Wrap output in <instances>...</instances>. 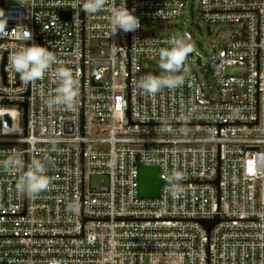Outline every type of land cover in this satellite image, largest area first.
<instances>
[{
    "label": "built area",
    "instance_id": "built-area-1",
    "mask_svg": "<svg viewBox=\"0 0 264 264\" xmlns=\"http://www.w3.org/2000/svg\"><path fill=\"white\" fill-rule=\"evenodd\" d=\"M75 4L0 0V160L47 157L52 178L33 198L16 190L21 172L0 168V264H264V0H109L95 15ZM112 6L134 9L141 27L113 34ZM187 11L201 32L231 31L197 56L213 86L186 60L182 86L141 94L136 80L162 73L147 61L174 36L144 24ZM28 29L78 77L74 107L47 106L51 71L26 85L11 70ZM139 164L160 168L159 197H139Z\"/></svg>",
    "mask_w": 264,
    "mask_h": 264
},
{
    "label": "clouds",
    "instance_id": "clouds-1",
    "mask_svg": "<svg viewBox=\"0 0 264 264\" xmlns=\"http://www.w3.org/2000/svg\"><path fill=\"white\" fill-rule=\"evenodd\" d=\"M108 4L109 0H76L74 6L79 5L85 13L95 15L102 12ZM134 11V9L129 10L127 6L122 8L112 6L110 22L113 34L120 30L134 32L141 27ZM2 16L3 10H0V17ZM6 27V22L0 24V32L5 31ZM22 39L25 43L9 53L11 70L18 74L20 81L26 85L43 80L51 71L55 78L53 82L57 84V87L53 90L54 94L50 93L51 98L47 100V106L49 108L74 107L79 95L78 77L49 47L34 42L31 29L23 33ZM29 41L32 42L26 43ZM168 45L158 50L159 67L162 73L160 75L148 73L136 80V88L141 94L154 97L164 89H175L184 84L185 76L182 73L189 71L186 60L194 51V47L186 35L169 38ZM47 159V157L44 160L34 158L26 165L22 158L12 155L0 160V168L10 173L21 172L15 185L16 190L22 195L35 198L47 191L51 185L52 178L47 175L48 167L45 163ZM183 178L181 174L174 173L172 180L168 182L170 185L168 191L173 198H179L182 195L179 182ZM75 210L74 204L67 205V211Z\"/></svg>",
    "mask_w": 264,
    "mask_h": 264
},
{
    "label": "rangeland",
    "instance_id": "rangeland-1",
    "mask_svg": "<svg viewBox=\"0 0 264 264\" xmlns=\"http://www.w3.org/2000/svg\"><path fill=\"white\" fill-rule=\"evenodd\" d=\"M188 5L191 3L195 5L197 9L199 6V0H187ZM189 10V8H188ZM202 26V32L196 26V20L192 21L191 13L187 11L184 18L181 19H172V20H156V21H148L144 24L145 30L162 35H174V36H183V32L189 38V42L193 45L194 51L189 54L187 57L188 63H193L195 70L198 72L199 76L208 81L209 85L212 84V73L209 67L206 64L198 65L196 63L197 56H205L204 50H208L212 45L219 47L230 37L231 31L228 30L225 25H216L212 26L211 32L210 29L205 25ZM203 44V48L199 46V43ZM210 54V53H209ZM207 58H205V62H207ZM149 68L161 70L159 67V58L150 59L147 61ZM243 71L238 68H227L226 73L230 74H240ZM212 94L216 93L214 87H212ZM101 185V178L97 175H92L89 181V188L95 189Z\"/></svg>",
    "mask_w": 264,
    "mask_h": 264
},
{
    "label": "water",
    "instance_id": "water-1",
    "mask_svg": "<svg viewBox=\"0 0 264 264\" xmlns=\"http://www.w3.org/2000/svg\"><path fill=\"white\" fill-rule=\"evenodd\" d=\"M164 180L160 176V168L158 166L138 165V195L141 198H157ZM216 220H203L202 223L208 229Z\"/></svg>",
    "mask_w": 264,
    "mask_h": 264
}]
</instances>
